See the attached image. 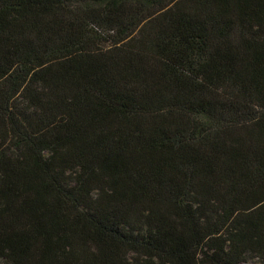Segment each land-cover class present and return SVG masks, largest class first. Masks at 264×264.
<instances>
[{"label": "trees", "instance_id": "16d2710c", "mask_svg": "<svg viewBox=\"0 0 264 264\" xmlns=\"http://www.w3.org/2000/svg\"><path fill=\"white\" fill-rule=\"evenodd\" d=\"M264 264V0H0V264Z\"/></svg>", "mask_w": 264, "mask_h": 264}, {"label": "rangeland", "instance_id": "374dc122", "mask_svg": "<svg viewBox=\"0 0 264 264\" xmlns=\"http://www.w3.org/2000/svg\"><path fill=\"white\" fill-rule=\"evenodd\" d=\"M247 264H263V263H261L259 260H252V261H250L249 263H247Z\"/></svg>", "mask_w": 264, "mask_h": 264}]
</instances>
